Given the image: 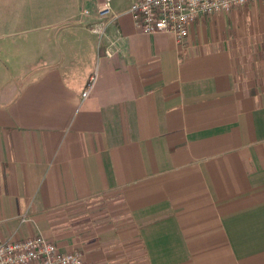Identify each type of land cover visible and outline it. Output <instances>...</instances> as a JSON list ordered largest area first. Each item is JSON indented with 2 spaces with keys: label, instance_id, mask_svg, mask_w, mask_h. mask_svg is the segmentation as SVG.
Masks as SVG:
<instances>
[{
  "label": "crops",
  "instance_id": "crops-1",
  "mask_svg": "<svg viewBox=\"0 0 264 264\" xmlns=\"http://www.w3.org/2000/svg\"><path fill=\"white\" fill-rule=\"evenodd\" d=\"M113 1L100 17L106 0H0V62L19 46L28 63L0 83V243L264 264V0L200 16L182 42ZM110 197L117 225L79 209Z\"/></svg>",
  "mask_w": 264,
  "mask_h": 264
},
{
  "label": "built area",
  "instance_id": "built-area-1",
  "mask_svg": "<svg viewBox=\"0 0 264 264\" xmlns=\"http://www.w3.org/2000/svg\"><path fill=\"white\" fill-rule=\"evenodd\" d=\"M258 0H138L130 12L136 26L145 33L171 32L178 42L189 34L190 27L200 16L229 12ZM98 15L110 12V0L98 8ZM88 11H86V14ZM94 31L103 34L104 28ZM96 75L91 78L93 86ZM89 90L83 93L87 97ZM0 264H86L81 252H64L44 235H35L0 243Z\"/></svg>",
  "mask_w": 264,
  "mask_h": 264
},
{
  "label": "rangeland",
  "instance_id": "rangeland-1",
  "mask_svg": "<svg viewBox=\"0 0 264 264\" xmlns=\"http://www.w3.org/2000/svg\"><path fill=\"white\" fill-rule=\"evenodd\" d=\"M120 1L127 3L130 0H120ZM113 2H116V0H114ZM22 36L24 35L17 33L12 39L9 40L6 39V40L10 42H15L16 44L20 45L22 41ZM12 48L13 49H10V52L7 54L5 53L4 50V56L6 54V56H8L9 59L18 58L19 60V62H17L18 65L15 66L16 63L13 62L10 63L9 61L0 62V83L2 84L4 83L6 85L14 84V82L18 79L19 76H21L23 72V65L28 64L27 62L26 63L21 62L22 57L20 56L19 46L18 47L12 46ZM4 56H2V58H4ZM79 209L82 211H87V213H93L94 215H97L95 214V212L98 213L100 211H103L101 217L103 218V220L104 218H106L108 220L109 225H117V223H121L122 221L126 220L124 219L125 218L124 216H126L125 208L123 204L120 201H118V197H113V198L110 197L108 198V200L103 199L101 201L93 202L90 205L82 206V208ZM98 215H100V213H98Z\"/></svg>",
  "mask_w": 264,
  "mask_h": 264
}]
</instances>
